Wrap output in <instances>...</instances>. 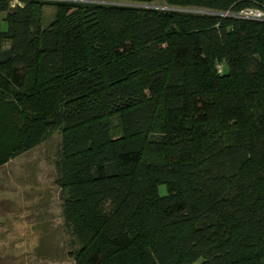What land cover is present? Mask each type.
Segmentation results:
<instances>
[{"label": "trees", "instance_id": "obj_1", "mask_svg": "<svg viewBox=\"0 0 264 264\" xmlns=\"http://www.w3.org/2000/svg\"><path fill=\"white\" fill-rule=\"evenodd\" d=\"M21 1L0 0V166L61 130L74 264H264V20L239 16L264 0L60 1L44 28Z\"/></svg>", "mask_w": 264, "mask_h": 264}, {"label": "rangeland", "instance_id": "obj_2", "mask_svg": "<svg viewBox=\"0 0 264 264\" xmlns=\"http://www.w3.org/2000/svg\"><path fill=\"white\" fill-rule=\"evenodd\" d=\"M21 1V0H20ZM23 1V0H22ZM21 1V4L23 2ZM45 2L42 27L52 22L53 3L128 4L118 0H40ZM13 4H15L13 2ZM168 9L162 1L153 4ZM185 12L203 14L202 10ZM0 15V27L6 23ZM62 134L54 131L33 149L0 166V264H74L79 246L63 216V195L56 184ZM166 194L165 185L159 187Z\"/></svg>", "mask_w": 264, "mask_h": 264}, {"label": "built area", "instance_id": "obj_3", "mask_svg": "<svg viewBox=\"0 0 264 264\" xmlns=\"http://www.w3.org/2000/svg\"><path fill=\"white\" fill-rule=\"evenodd\" d=\"M14 3H17L16 0H13ZM19 3V2H18ZM243 18H253L258 20H264V12L256 9H246L243 10L240 15Z\"/></svg>", "mask_w": 264, "mask_h": 264}, {"label": "clouds", "instance_id": "obj_4", "mask_svg": "<svg viewBox=\"0 0 264 264\" xmlns=\"http://www.w3.org/2000/svg\"><path fill=\"white\" fill-rule=\"evenodd\" d=\"M16 2L18 3L19 2V0H16ZM14 6V5H13ZM21 7H23V5H21Z\"/></svg>", "mask_w": 264, "mask_h": 264}]
</instances>
